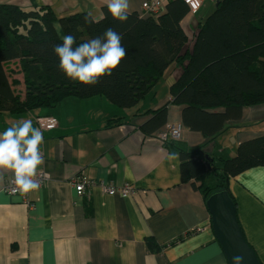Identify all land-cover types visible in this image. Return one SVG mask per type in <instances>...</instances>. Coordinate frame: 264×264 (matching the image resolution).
I'll list each match as a JSON object with an SVG mask.
<instances>
[{
    "label": "crops",
    "instance_id": "obj_1",
    "mask_svg": "<svg viewBox=\"0 0 264 264\" xmlns=\"http://www.w3.org/2000/svg\"><path fill=\"white\" fill-rule=\"evenodd\" d=\"M143 1L132 0V11L141 15ZM216 1L204 0L198 12H188L181 20L189 42ZM0 3L25 8L48 4L58 13L91 11L99 19L105 0H96L95 5L79 0L75 6L71 0ZM55 28L61 33L57 23ZM177 74L178 68H167L154 88L128 108L94 96L66 98L47 109L0 113V132L23 119H31L42 131V169L49 173L45 185L28 194L31 207L20 195L0 190V264H228L200 189L192 180L182 181L177 151L156 137L165 125L181 123L182 136L174 141L178 147L192 149L208 141L182 123V106L171 101L169 86ZM14 76L22 81L21 73ZM164 105L165 123L143 131L153 111ZM40 115L54 116L57 126L42 130L35 121ZM115 117L120 121L106 126ZM260 135L264 103L243 107L241 117L228 120L206 150L234 155L241 141ZM79 172L94 181L128 184L136 192L129 197L107 195L96 183L77 195L71 180ZM9 176L4 175L0 188ZM228 190L244 237L264 264V166L231 177ZM147 239L160 249L149 250Z\"/></svg>",
    "mask_w": 264,
    "mask_h": 264
},
{
    "label": "trees",
    "instance_id": "obj_2",
    "mask_svg": "<svg viewBox=\"0 0 264 264\" xmlns=\"http://www.w3.org/2000/svg\"><path fill=\"white\" fill-rule=\"evenodd\" d=\"M87 12L62 14L48 4L25 8L0 3V113L47 109L66 98L94 96L120 108L132 107L174 66L178 74L169 86L171 101L182 106V123L208 141L192 149L173 140L164 145L177 151L182 181L192 180L204 200L221 189L233 200L229 179L264 166V135L241 141L234 155L210 154L206 147L228 120L241 117L243 107L264 103V0H218L190 42L181 25L189 12L183 0H168L157 17L132 11L123 23L111 17L106 4L102 17L92 16L91 24L84 21ZM107 28L122 36L127 54L120 65L95 86L68 79L58 67L55 46L64 35H74L78 45ZM10 63L17 65L12 68ZM166 110V105L154 110L142 130L149 133L164 124ZM120 119L110 118L106 126ZM146 244L151 251L160 249L153 239Z\"/></svg>",
    "mask_w": 264,
    "mask_h": 264
},
{
    "label": "clouds",
    "instance_id": "obj_3",
    "mask_svg": "<svg viewBox=\"0 0 264 264\" xmlns=\"http://www.w3.org/2000/svg\"><path fill=\"white\" fill-rule=\"evenodd\" d=\"M71 3L75 6L79 0H71ZM88 3L95 5L96 0H88ZM105 4L116 21L126 22L131 15L132 0H105ZM84 21L86 24L95 22L91 11L84 15ZM54 53L59 59V69L68 79L81 85L95 86L101 78L112 75L127 51L122 45L121 34L107 28L102 35L78 45L74 35H64L62 44L55 46ZM43 143V133L33 126L31 119H23L0 132V184L4 175L11 173V182L20 193L38 191L41 183L37 177L45 163L40 149ZM44 175L47 176L46 173ZM240 260L241 257H236L235 264H240Z\"/></svg>",
    "mask_w": 264,
    "mask_h": 264
},
{
    "label": "built area",
    "instance_id": "obj_4",
    "mask_svg": "<svg viewBox=\"0 0 264 264\" xmlns=\"http://www.w3.org/2000/svg\"><path fill=\"white\" fill-rule=\"evenodd\" d=\"M168 0H144L141 4V15H153L157 17L163 10L165 3ZM189 9V12L195 13L197 12L204 0H183ZM36 123L42 130H50L57 126V119L52 115H40L35 119ZM183 125L181 123L177 124H167L165 125L159 132H157L156 137L162 143H165L169 140H179L182 136ZM42 152V151H41ZM43 155V152H42ZM41 175L37 177L40 180L41 187L45 185L47 180L49 179V173L42 169ZM47 174L45 176L44 174ZM71 183L76 191L77 195H82L85 190L94 185L99 184L101 191L107 195H119L121 197H129L136 192L135 188L132 186L125 184L121 186H116L110 184L106 181H94L87 178L83 172H79L72 178ZM1 191L6 192L7 194H18L22 197V199L27 203L29 207L33 206V201H31L28 197L29 193L22 194L17 189L14 183L11 182V176L8 177L5 184L1 186Z\"/></svg>",
    "mask_w": 264,
    "mask_h": 264
},
{
    "label": "water",
    "instance_id": "obj_5",
    "mask_svg": "<svg viewBox=\"0 0 264 264\" xmlns=\"http://www.w3.org/2000/svg\"><path fill=\"white\" fill-rule=\"evenodd\" d=\"M205 204L210 213L213 232L228 264H235L236 257H241L240 264H261L244 237L236 216L235 203L228 192L224 189L212 192L207 196Z\"/></svg>",
    "mask_w": 264,
    "mask_h": 264
}]
</instances>
